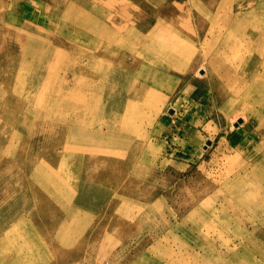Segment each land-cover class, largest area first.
Listing matches in <instances>:
<instances>
[{
	"label": "rangeland",
	"instance_id": "rangeland-1",
	"mask_svg": "<svg viewBox=\"0 0 264 264\" xmlns=\"http://www.w3.org/2000/svg\"><path fill=\"white\" fill-rule=\"evenodd\" d=\"M68 1L89 14L106 0H0V226L14 219L0 264H264V181L232 185L250 165L264 176L259 106L233 82L241 72L226 82L218 64L227 43L262 50V30L243 43L251 31L232 23L211 37L210 21L222 27L237 0H139L108 26L117 39H102V64L71 69L67 40L53 45L69 54L50 57L68 70L26 63L8 75L18 60L4 24L30 35L62 16L78 25Z\"/></svg>",
	"mask_w": 264,
	"mask_h": 264
},
{
	"label": "bare ground",
	"instance_id": "bare-ground-1",
	"mask_svg": "<svg viewBox=\"0 0 264 264\" xmlns=\"http://www.w3.org/2000/svg\"><path fill=\"white\" fill-rule=\"evenodd\" d=\"M57 1L58 0H55L56 6H60L61 4H59V2ZM238 1L240 0H237L235 5L229 8V15L227 17L226 23L223 24L222 27H219V26H214L213 23L210 21L209 23L210 29H208L207 32L211 35V37L214 40H216L223 33V31L228 25L234 23V26L241 27L243 23H246L247 29L251 32L243 34L241 36V41L243 43H246L255 39L257 37V31L255 30L256 28L262 30L263 34H261V38L264 41V6H262L261 4L254 5L253 2H247L246 4H242L239 3ZM71 2L68 1V4L65 7V9H63V11H65L64 13H68V14H70V12L72 13L76 11V13L80 14L76 16V19L78 20L76 23H78V25H74L72 22L69 23L66 19H64L65 17L62 16L61 17L63 18L62 21L57 22L56 25L50 24L49 26H46L44 24L41 25L35 24L36 25L35 28L37 31H35V34L30 35L28 34V32L24 33L23 31L17 30L15 27L9 25L6 26L4 24L5 28L7 29L12 28L14 30V32L12 30H9L13 34L9 38L10 44H12L11 45L12 49L10 52L12 54L13 59L18 60L17 62L18 64L10 63L8 67H6V69H9L8 75L11 73L14 74L19 65L21 67H25L26 63L28 65L33 66L34 68L37 67L36 72L37 74L40 75L45 73L54 76V74L60 72V69L63 71L68 70L66 63L67 61L64 63H62L61 61L58 63H54L52 61V58L50 57V55H54V56L56 55L64 59L65 56L69 54V52L66 51L67 54H62L60 49L54 47L53 43H60L61 45H63V43H65L67 40H68L67 44L69 43L71 46V51L74 55V58L77 59V63L75 64H71L72 62H69L71 69L80 68V72H82L86 70L89 67V64L92 63L94 60L96 61L97 64H102V61L106 58L105 49L101 45L102 39L104 38H107L109 40L117 39L116 33L110 32L108 26H114L115 30H118L120 28L121 21L125 22L128 20L127 14L121 13L120 9L124 7L131 8V6L137 7L136 5L140 4L139 0H106L103 6H101V8L98 9H96L97 7L96 4H92L89 8L88 11L89 14H88L87 9H83V7L81 6H76V5L72 6ZM214 3L215 0H210V3H208V5L214 6ZM195 7L196 9L198 8V6ZM10 9L13 8L10 7ZM58 9L62 11L59 7ZM136 12L137 11H135L134 19L136 20L143 19L141 18L140 14ZM146 13L147 12H145V14ZM230 17L237 18L238 20L234 19L235 22H232L229 20ZM43 19L44 17L43 18L38 17L34 20L39 22ZM53 19L54 18H51L50 16V21H53ZM29 22L30 21H28V23ZM195 30L198 35L199 34L206 35V31L202 23L199 24V26L196 27ZM72 37L84 39V41L83 43H81V41L78 40L76 44L75 41L69 40ZM74 43L76 44V46L74 45L75 46L74 50H72L73 49L72 44ZM13 45L14 47H12ZM182 45L179 44V46ZM230 47H233L230 56L224 57V51L229 49ZM218 52H222L221 54L218 55L221 58L222 62L218 64L221 65V72H222L221 75L223 76V79L226 82L227 81L229 82V77L232 72L234 71L241 72L242 74L241 81L233 80V82L242 85V89L243 91H245L244 94L242 95L243 99L245 98V101H247L248 100L247 97H249L251 92L254 93V96L256 97V104L259 106V113L261 115L260 117L261 120L258 119L255 122V126L257 128V134L259 135V142H261V144H259L258 146H260L264 150V48H262V50L260 51H256L252 48L249 49L248 48L242 49L241 47L237 48L234 47L233 43H227V45H223L221 51ZM201 55L203 56L204 52ZM28 57L30 58L28 59ZM154 60L161 61L158 64H163L162 62L163 59L155 57ZM20 61L21 63H19ZM214 61H216V58H214ZM39 63L42 64L39 65ZM118 63H120L119 60ZM59 64L62 65L61 68L59 67ZM164 67L166 66L164 65L163 68ZM256 75L260 77L258 81H256ZM250 79H252V82L251 85L248 87L247 83ZM233 93H238V92L233 91ZM230 104L231 106H234L236 103H234L233 100H230ZM250 167L253 169L251 173H248L247 171L244 170H242L244 172L243 174L237 172L238 173V175L236 176L237 178L234 180V184H232L233 186L236 184L235 185L236 187L234 186L235 193L249 186L248 182L244 180L246 178H250V182L254 181V182L262 183V181H264V176H262V174H260L258 170H255V168L252 167L251 165ZM231 186H229V188H231ZM262 189L264 190V186ZM5 192H6V186H0L1 197L6 196ZM13 220H7L2 224L0 226V233H2L7 227L12 226ZM18 258H20L19 254H18ZM25 263L35 264L33 262L31 263V261L29 260L25 261Z\"/></svg>",
	"mask_w": 264,
	"mask_h": 264
}]
</instances>
